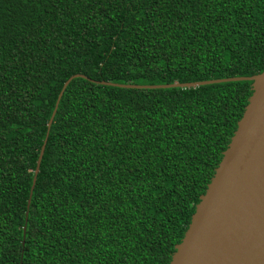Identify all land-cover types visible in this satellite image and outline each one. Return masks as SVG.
Here are the masks:
<instances>
[{"label": "trees", "instance_id": "1", "mask_svg": "<svg viewBox=\"0 0 264 264\" xmlns=\"http://www.w3.org/2000/svg\"><path fill=\"white\" fill-rule=\"evenodd\" d=\"M263 69L264 0H0V264H169L252 82L103 83Z\"/></svg>", "mask_w": 264, "mask_h": 264}, {"label": "water", "instance_id": "2", "mask_svg": "<svg viewBox=\"0 0 264 264\" xmlns=\"http://www.w3.org/2000/svg\"><path fill=\"white\" fill-rule=\"evenodd\" d=\"M75 78L84 76L70 77L58 95L37 159L31 193L58 104L66 87ZM240 81L252 82V95L169 264H264V69L252 77L186 84L103 83L126 89H164Z\"/></svg>", "mask_w": 264, "mask_h": 264}]
</instances>
